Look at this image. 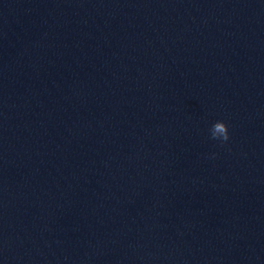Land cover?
<instances>
[{"label":"water","instance_id":"water-1","mask_svg":"<svg viewBox=\"0 0 264 264\" xmlns=\"http://www.w3.org/2000/svg\"><path fill=\"white\" fill-rule=\"evenodd\" d=\"M0 264H264V0H0Z\"/></svg>","mask_w":264,"mask_h":264},{"label":"clouds","instance_id":"clouds-1","mask_svg":"<svg viewBox=\"0 0 264 264\" xmlns=\"http://www.w3.org/2000/svg\"><path fill=\"white\" fill-rule=\"evenodd\" d=\"M211 139L220 140L222 143L229 140L228 125L223 121H216L210 129Z\"/></svg>","mask_w":264,"mask_h":264}]
</instances>
